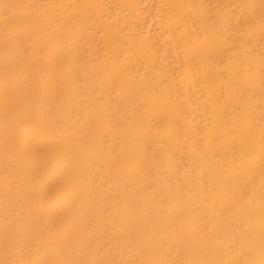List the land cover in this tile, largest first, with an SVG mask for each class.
<instances>
[{"label": "bare ground", "instance_id": "6f19581e", "mask_svg": "<svg viewBox=\"0 0 264 264\" xmlns=\"http://www.w3.org/2000/svg\"><path fill=\"white\" fill-rule=\"evenodd\" d=\"M0 264H264V0H0Z\"/></svg>", "mask_w": 264, "mask_h": 264}]
</instances>
